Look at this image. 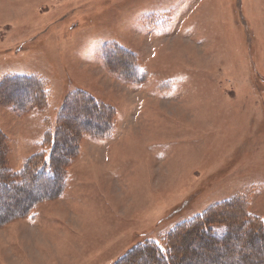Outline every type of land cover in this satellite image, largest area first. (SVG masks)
Listing matches in <instances>:
<instances>
[{
  "label": "rangeland",
  "instance_id": "obj_1",
  "mask_svg": "<svg viewBox=\"0 0 264 264\" xmlns=\"http://www.w3.org/2000/svg\"><path fill=\"white\" fill-rule=\"evenodd\" d=\"M128 52L145 77L121 80ZM10 74L38 76L47 92L45 108L0 104L11 170L41 149L71 93L117 118L108 141L84 140L62 194L0 227V264H112L144 241L163 248L172 229L233 198L264 220V0H0V80ZM37 183L0 206L19 212L56 187ZM238 240L187 242L183 261L264 255L259 240Z\"/></svg>",
  "mask_w": 264,
  "mask_h": 264
},
{
  "label": "trees",
  "instance_id": "obj_2",
  "mask_svg": "<svg viewBox=\"0 0 264 264\" xmlns=\"http://www.w3.org/2000/svg\"><path fill=\"white\" fill-rule=\"evenodd\" d=\"M113 54L115 53L106 52L105 64ZM125 54L126 57L128 56L126 65L131 67L132 76L129 77L125 73L126 77L121 80L132 81L138 74L145 77V74L138 69L137 56L132 52ZM121 61V57H118L112 62ZM45 84V80L38 76L7 75L0 80V104L10 107L17 113L45 108L47 104ZM24 90H27L28 96L20 95ZM75 114L77 117L69 118L70 115ZM116 118L117 111L113 106L100 102L88 93L77 91L69 94L57 113L52 127L43 133L41 149L27 157L17 170L8 167L7 138L0 132V193L8 192L0 196L14 194L23 187H30L35 191L34 186L38 185V181L56 182L54 190L42 193L36 198H28L21 205L19 212L14 211L17 203L13 205L12 212L7 210L10 203H3L0 206V227L17 219L34 220L38 206L62 194L67 184V169L80 155L84 140L90 138L108 141L115 132ZM69 131L75 133L71 138H66V133ZM65 139L67 142H63ZM233 228L235 231H232ZM234 238L243 240V243L253 238L264 244V220L249 212L248 202L242 197L218 203L204 214L184 221L167 234L163 248L156 247L150 241H144L130 248L112 264H186L183 261L184 250L181 248L183 244L199 239L204 241L212 239L215 240L211 242L213 246L222 248ZM196 243L194 249L200 248L198 242ZM238 257L235 253V258L231 261L237 264ZM240 263L264 264V255H261L257 262H253V259H241Z\"/></svg>",
  "mask_w": 264,
  "mask_h": 264
}]
</instances>
